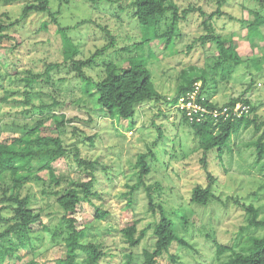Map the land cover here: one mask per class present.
<instances>
[{
    "label": "rangeland",
    "instance_id": "rangeland-1",
    "mask_svg": "<svg viewBox=\"0 0 264 264\" xmlns=\"http://www.w3.org/2000/svg\"><path fill=\"white\" fill-rule=\"evenodd\" d=\"M30 1L0 0V21L8 22L6 14L11 22L17 20V25L5 31L0 47V141L10 142L41 122L39 133L59 136L67 150L64 157L53 162L55 174L77 182L88 180L87 175L93 174L98 196L92 201L108 211V215L96 219L94 206L82 201L67 216L74 220L77 229L84 230L85 240L103 245L106 256L99 264H125L128 255L130 264H143V251L152 248L149 225L155 217L149 210L143 187L133 192L130 206L126 205L129 186L138 177L137 155L149 151L146 161L150 172L144 178L145 184L152 186L153 201L161 204L175 221V232L185 241V244L173 242L169 251L156 259V264H223L230 252L219 254L217 243L246 248L249 235L260 236L261 228L247 226L242 205H253L258 219H264V159L256 160L250 142L257 134L251 126L230 138L221 162L215 149L205 152L207 168L214 178L211 190L215 198L206 205H197L189 201L192 187L209 183L199 162L203 151L197 147L196 136L176 107L164 101L142 104L133 117L134 128L125 131L116 117L94 110L98 106L92 97L83 94V88L89 77L96 80L101 77L106 61L119 63L134 58L146 62L155 88L166 99L174 96L184 75L194 77L204 73L205 92L211 95V101L223 104L231 97L243 96L257 107L258 120H264V69L259 71L251 62H245L231 67V73L224 75L223 68L229 64L214 66L215 45L210 41L201 43L199 39L210 32L206 22L222 37L234 32L237 51L243 58L256 55L262 60L264 25L257 28L260 36L252 37L250 43L243 27L253 19V11L262 10L261 3L166 0L176 6L180 15L183 11L188 13L179 19L178 35L165 47L161 37L135 46L147 29L130 17L127 5L132 0H50L56 20L37 11L21 20L19 13ZM172 22L170 17L167 25ZM68 40L77 50L74 59H84L107 47L95 57L93 67L83 68L80 77L64 58L63 41ZM52 63L60 66L45 71L47 64ZM33 75L35 82L31 88L26 87L23 78ZM78 159L95 161V168L84 169ZM42 176L47 179L45 172ZM8 184L6 178L0 192ZM40 189L33 183L22 190L23 194H32L31 207L40 213V221L31 225L34 232L42 231L43 225L54 226L61 216L54 197L42 196ZM131 224H136L138 233L145 232L135 247H130L121 233V229ZM50 244L47 237L34 241V247L16 245L13 256L5 262L57 264L65 256V245Z\"/></svg>",
    "mask_w": 264,
    "mask_h": 264
},
{
    "label": "trees",
    "instance_id": "trees-1",
    "mask_svg": "<svg viewBox=\"0 0 264 264\" xmlns=\"http://www.w3.org/2000/svg\"><path fill=\"white\" fill-rule=\"evenodd\" d=\"M261 3L262 10L253 11V19L248 20L243 26L246 29V37L250 39L254 36H260L258 27L264 25V0H258ZM130 9V17L136 19L138 24L145 27V36L135 43L144 45L154 39L161 37L165 47L177 34L176 26L180 18H185L188 13L183 11L180 15L174 4L167 3L166 0H132L127 9ZM192 9V8H191ZM45 12L56 20V13L50 9V0H32L30 4H24L19 17L24 20L30 13ZM194 11V10H193ZM172 15V16H171ZM8 22L0 21V47L1 41L5 37V31L10 27L17 25V20L11 22L6 14ZM172 19V23L167 22ZM162 29V25H164ZM207 28H210L209 34L200 36L201 43L207 41L213 42L217 51V61L214 66L229 64L228 68H223V74L231 73V67L245 62H251L259 71L264 69V57L259 60L256 55L243 58L237 51L234 32L226 36H221L213 32V28L204 22ZM151 27V28H150ZM149 28L151 31H149ZM162 29V30H161ZM111 38V35L108 34ZM107 46L95 50L90 56L84 59H74L73 56L77 50L71 46L70 40L63 41V52L65 60H69L71 69H74L76 76L82 77L84 67H93L96 56L101 55ZM126 50L128 48H125ZM59 63L47 64L45 71L58 69ZM90 81L83 88V94L92 97L97 108L94 110L105 112L108 117H116L119 126L125 131L134 128V115L137 108L142 104L161 103L162 101L170 103L176 107L179 97L193 90L194 84L199 83V95L197 101H201L208 109L222 106L232 107L235 103L241 102L248 106V110L240 115H232L227 119L214 120L210 116L199 122H190L179 108L176 110L181 113L186 124L192 129L197 138V147L203 151L199 159L206 178L209 181L207 186L196 184L192 187L189 201L197 205H206L215 198L211 190V183L214 180L211 172L207 168L205 152L210 149L216 150V158L222 161L224 148L228 145L230 138L242 129L252 127L256 132V139L251 141L254 147L257 161L264 159V120H258L256 115L257 107L251 105L250 101L243 97H231L223 104L211 101V95L205 92L206 77L183 76L176 87L172 98L166 99L154 86L151 80V71L146 62L134 58L122 59L119 63L106 61L103 66L102 75L97 80L89 77ZM25 86L31 88L35 82V76L24 77ZM28 92H26L27 94ZM204 97V100H200ZM40 123L23 132L10 142L0 141V185L5 183L8 178L9 184L1 189L0 192V264H6V259L13 256L14 246L33 245L34 241H41L48 237L50 245L64 243L66 253L63 258L56 261L57 264H99L106 256L103 245L98 241L85 240L86 234L83 229H77L74 220L68 218L67 214L75 211L76 207L82 202H89L94 206V217L96 219H105L108 211L102 210L92 201L93 197L98 196L94 190V176L87 175L88 180L77 182L70 179H63L55 174L52 168L53 162L58 158L64 157L67 150L59 136H43L39 133ZM149 151V149H148ZM148 153L137 155L136 166L138 167V177L136 182L129 186L127 193V206L131 204V195L140 187H143L146 193L147 205L154 221L150 222L152 229L153 245L151 249L143 251V264H156L157 258L169 251L173 242L185 244V241L175 232V221L167 215L161 204H155L151 194L152 186L146 185L144 178L149 174L150 167L147 164ZM79 165L84 169L95 168V161H81ZM46 173L47 179L44 178ZM41 186L42 196H53L54 203L61 212L59 220L52 227L43 225L42 231L34 232L31 225L40 221V213L31 207L32 194H23L24 187L31 184ZM158 186V185H157ZM155 186V187H157ZM245 206L247 226L261 228L263 233L258 235H249L246 248L235 249L234 247L223 246L217 243L219 254L229 251V256L223 264H264V219H258V211L253 205L242 204ZM158 213H157V209ZM158 214V218H156ZM125 242L130 247L137 246L144 237V230L138 233L136 224H131L121 229ZM46 234V235H45ZM125 264H130V255Z\"/></svg>",
    "mask_w": 264,
    "mask_h": 264
},
{
    "label": "built area",
    "instance_id": "built-area-1",
    "mask_svg": "<svg viewBox=\"0 0 264 264\" xmlns=\"http://www.w3.org/2000/svg\"><path fill=\"white\" fill-rule=\"evenodd\" d=\"M199 83L194 84L193 90L187 92L185 95L179 97L176 107L184 112L188 121L199 122L210 116L214 120L227 119L232 115H240L243 111L248 110V106L241 102L235 103L234 106H222L213 109H208L201 101H197L199 95ZM204 100V97H200Z\"/></svg>",
    "mask_w": 264,
    "mask_h": 264
}]
</instances>
